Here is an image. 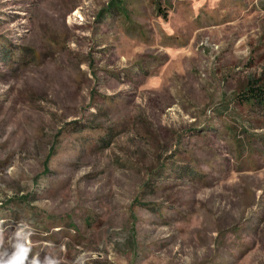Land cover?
<instances>
[{"label": "rangeland", "instance_id": "obj_1", "mask_svg": "<svg viewBox=\"0 0 264 264\" xmlns=\"http://www.w3.org/2000/svg\"><path fill=\"white\" fill-rule=\"evenodd\" d=\"M0 221V261L264 264V0H0Z\"/></svg>", "mask_w": 264, "mask_h": 264}, {"label": "clouds", "instance_id": "obj_2", "mask_svg": "<svg viewBox=\"0 0 264 264\" xmlns=\"http://www.w3.org/2000/svg\"><path fill=\"white\" fill-rule=\"evenodd\" d=\"M16 235H23V231L21 230L17 232ZM0 236H2V230H0ZM25 240L26 246H19L18 251L13 256H11L7 261H0V264H24V260L26 259L31 247V242L27 240V237H25ZM31 264H41V262L39 259L33 258ZM44 264H56V261L46 259Z\"/></svg>", "mask_w": 264, "mask_h": 264}, {"label": "trees", "instance_id": "obj_3", "mask_svg": "<svg viewBox=\"0 0 264 264\" xmlns=\"http://www.w3.org/2000/svg\"><path fill=\"white\" fill-rule=\"evenodd\" d=\"M253 96H254V97H258V95H257V94H253Z\"/></svg>", "mask_w": 264, "mask_h": 264}]
</instances>
